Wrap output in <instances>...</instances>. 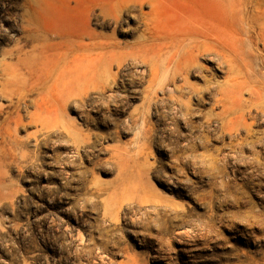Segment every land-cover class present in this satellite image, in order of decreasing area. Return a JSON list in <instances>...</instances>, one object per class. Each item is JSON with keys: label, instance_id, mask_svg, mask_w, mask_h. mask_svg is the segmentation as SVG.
Returning a JSON list of instances; mask_svg holds the SVG:
<instances>
[{"label": "rangeland", "instance_id": "rangeland-1", "mask_svg": "<svg viewBox=\"0 0 264 264\" xmlns=\"http://www.w3.org/2000/svg\"><path fill=\"white\" fill-rule=\"evenodd\" d=\"M212 12L0 0V264H264V112L241 141L209 95L190 112L167 88L150 95V37ZM77 55L98 75L85 87ZM38 114L57 119L49 133Z\"/></svg>", "mask_w": 264, "mask_h": 264}, {"label": "bare ground", "instance_id": "bare-ground-1", "mask_svg": "<svg viewBox=\"0 0 264 264\" xmlns=\"http://www.w3.org/2000/svg\"><path fill=\"white\" fill-rule=\"evenodd\" d=\"M211 3V16L183 18L166 42L150 37V89L158 86L163 92L167 88L169 96L186 112L191 111L190 97L197 96L198 104H205L209 95L213 107H220L216 116L222 131L235 137L244 132L241 141L253 140L251 129L257 115L264 112V0ZM72 63L77 65L74 73L78 85L85 87L89 79H97V73H89L79 55ZM214 73L220 74L222 81H215ZM191 78L200 80L202 85L192 84ZM176 79L181 84L174 85ZM154 91H150L151 96ZM184 93L189 95L187 101L182 99ZM152 101L150 97L148 102ZM252 112L256 115L249 122ZM35 123L40 131L49 133L57 119L38 114Z\"/></svg>", "mask_w": 264, "mask_h": 264}]
</instances>
